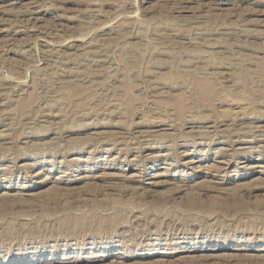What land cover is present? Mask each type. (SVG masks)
I'll use <instances>...</instances> for the list:
<instances>
[{
  "label": "rangeland",
  "instance_id": "374dc122",
  "mask_svg": "<svg viewBox=\"0 0 264 264\" xmlns=\"http://www.w3.org/2000/svg\"><path fill=\"white\" fill-rule=\"evenodd\" d=\"M0 264H264V0H0Z\"/></svg>",
  "mask_w": 264,
  "mask_h": 264
},
{
  "label": "bare ground",
  "instance_id": "6f19581e",
  "mask_svg": "<svg viewBox=\"0 0 264 264\" xmlns=\"http://www.w3.org/2000/svg\"><path fill=\"white\" fill-rule=\"evenodd\" d=\"M90 2H91V1H90ZM11 4H12V3H11ZM88 4H89V3H88ZM4 5H5V4H4ZM91 5H92V2L90 3V6H91ZM93 5H94V4H93ZM94 6H95V5H94ZM97 6H98V5H97ZM10 8H11V7H10ZM27 8H28V7H27ZM94 8H95V7H94ZM7 9H8V8H7ZM23 9H24V8H23ZM86 9H87V8H86ZM86 9H85V10H86ZM91 9H92V11H93V13H94L93 8H91ZM91 9H90V10H91ZM33 10H34V9H33ZM96 10H98V9L96 8ZM96 10H95V11H96ZM16 11H17V10H16ZM16 11H15V12H16ZM24 11H25V10H24ZM92 11H91V12H92ZM98 11H99V10H98ZM5 12H6V11H5ZM27 12H28V11H27ZM86 12H87V11H86ZM88 12H89V11H88ZM3 13H4V12H3ZM32 13H37V11L32 12ZM93 13H88V14H93ZM28 14H29V13H28ZM30 14H31V13H30ZM97 14H98V13H97ZM94 15H95V14H94ZM84 16H85V15H84ZM89 16L91 17V15H89ZM89 16H88V17H89ZM30 17H31V16H30ZM95 17H96V16H95ZM95 17H94V18H95ZM15 18H16V17H15ZM27 18H28V17H27ZM10 19H11V18H10ZM35 19H36V18H35ZM29 20H30V19H29ZM36 20H37V19H36ZM84 20H85V21L87 20L86 17H85ZM84 20H83V21H84ZM91 20H92V19H91ZM91 20H90V21H91ZM85 21H84V22H85ZM87 21H88V20H87ZM11 22H12V21H11ZM92 22H93V21H92ZM87 23H88V22H87ZM32 24H33V23H32ZM88 25H89V24H88ZM90 25H91V24H90ZM90 25H89V26H90ZM14 26H15V25H14ZM33 26H34V25H33ZM83 27H85V26H83ZM13 31H14V30H13ZM102 34H103V33H102ZM12 39H13V38H12ZM46 41H47V40H46ZM44 42H45V41H44ZM88 44H89V43H88ZM88 44H87V45H88ZM44 46H45V45H44ZM91 51H92V50H91ZM92 52H93V51H92ZM95 53H96V52H95ZM69 58H70V57H69ZM59 61H60V60H59ZM95 66H96V65H95ZM55 72H56V71H55ZM75 73H76V72H75ZM78 76H79V75H78ZM76 77H77V76H76ZM76 81H77V80H76ZM205 87H206V86H205ZM256 126H257V125H256ZM262 127H263V125H262ZM137 143H138V142H137ZM188 162H189V161H188Z\"/></svg>",
  "mask_w": 264,
  "mask_h": 264
}]
</instances>
